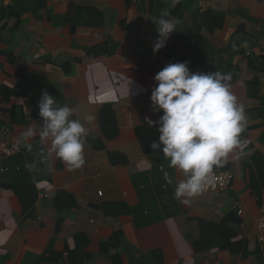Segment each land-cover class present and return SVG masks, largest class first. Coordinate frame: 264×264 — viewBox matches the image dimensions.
<instances>
[{
    "label": "crops",
    "instance_id": "1",
    "mask_svg": "<svg viewBox=\"0 0 264 264\" xmlns=\"http://www.w3.org/2000/svg\"><path fill=\"white\" fill-rule=\"evenodd\" d=\"M177 1L45 0L35 15L0 21V127L21 147L0 158V264H69L74 251L83 264H264L255 235L264 209V0H198L180 17L171 13ZM208 10L224 16L221 29L193 22V11ZM162 17L175 31L153 53ZM185 61L190 72L231 74L247 141L224 164L229 188L189 204L174 195L187 176L154 153L158 124L147 122L160 119L153 77ZM45 90L88 131L79 169L56 157L51 138L41 141ZM200 219L234 236L224 241L226 230L213 228L201 237Z\"/></svg>",
    "mask_w": 264,
    "mask_h": 264
},
{
    "label": "clouds",
    "instance_id": "2",
    "mask_svg": "<svg viewBox=\"0 0 264 264\" xmlns=\"http://www.w3.org/2000/svg\"><path fill=\"white\" fill-rule=\"evenodd\" d=\"M154 23L158 33L153 42L156 53L166 46L175 25L163 17ZM188 63H169L155 74L151 107L154 112L162 110L163 115L157 122L147 120L151 126L158 124L159 143L151 144L154 153L162 152L170 168L187 176L177 183L174 192L183 204H189L188 198L200 194L211 183L214 167H223L236 149L243 154L247 144L240 139L246 126L245 108L231 92V74L190 72ZM38 108L43 120L41 141L51 138L52 151L68 170L81 168L85 163L86 128L78 119L70 118L73 113L68 105L60 106L46 90ZM33 135L31 128L22 133L26 140ZM27 148L31 150V144ZM164 175L168 177L167 172Z\"/></svg>",
    "mask_w": 264,
    "mask_h": 264
},
{
    "label": "trees",
    "instance_id": "3",
    "mask_svg": "<svg viewBox=\"0 0 264 264\" xmlns=\"http://www.w3.org/2000/svg\"><path fill=\"white\" fill-rule=\"evenodd\" d=\"M4 0L0 2V21L7 17H14L16 18L17 22L20 21L21 16L24 13H31L32 15H35L38 11L42 10L45 6V0H10V3L4 7L2 5ZM198 0H178L176 3V6L174 10L171 12L172 15L180 17L183 11H191L192 7L196 5ZM85 10H83L84 12ZM85 14V13H84ZM192 20L195 24L204 26L209 32L214 31L216 29H221L223 27L224 23V16L220 13L214 12L212 10H208L200 15H198L196 12H192L191 14ZM162 51L166 50V46L161 49ZM90 55L93 52H88ZM12 62V58H10ZM251 64H253V67L257 68L254 65V61L250 59ZM231 69V67L229 68ZM259 69V68H257ZM226 73V72H224ZM21 88V84L19 83L17 85V89ZM6 92H10L9 90H6ZM163 115L162 110L160 111V117ZM199 229L201 232V237L203 233L205 232H213L214 229H222L223 231L226 230L228 233L227 237H223L224 241H227L230 237L234 236V233L227 229L224 225H216L213 223H206L203 220H198ZM83 255L81 253L74 252H68L67 253V261L69 264H83ZM47 262H50L49 258L45 259Z\"/></svg>",
    "mask_w": 264,
    "mask_h": 264
},
{
    "label": "built area",
    "instance_id": "4",
    "mask_svg": "<svg viewBox=\"0 0 264 264\" xmlns=\"http://www.w3.org/2000/svg\"><path fill=\"white\" fill-rule=\"evenodd\" d=\"M246 55L249 56L250 54L247 53ZM8 137L9 129L6 126L0 127V158H9L21 151V147L18 144L11 143ZM3 171H7V169H3ZM210 180L211 183L205 187L203 192L219 193L229 188L233 180V175L225 166H223L213 169ZM255 235L259 247L264 249V209L256 220Z\"/></svg>",
    "mask_w": 264,
    "mask_h": 264
},
{
    "label": "water",
    "instance_id": "5",
    "mask_svg": "<svg viewBox=\"0 0 264 264\" xmlns=\"http://www.w3.org/2000/svg\"><path fill=\"white\" fill-rule=\"evenodd\" d=\"M256 58L259 59V60H261V59H263V56H256ZM232 215H235V214L234 213H231V216ZM231 216L228 217L230 220L233 219Z\"/></svg>",
    "mask_w": 264,
    "mask_h": 264
}]
</instances>
